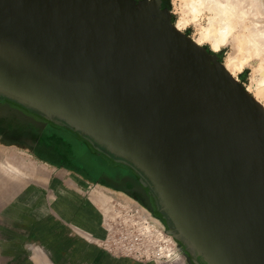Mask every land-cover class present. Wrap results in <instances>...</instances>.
Returning a JSON list of instances; mask_svg holds the SVG:
<instances>
[{"label": "water", "instance_id": "1", "mask_svg": "<svg viewBox=\"0 0 264 264\" xmlns=\"http://www.w3.org/2000/svg\"><path fill=\"white\" fill-rule=\"evenodd\" d=\"M148 187L198 264H264V109L156 0H0V100Z\"/></svg>", "mask_w": 264, "mask_h": 264}, {"label": "crops", "instance_id": "2", "mask_svg": "<svg viewBox=\"0 0 264 264\" xmlns=\"http://www.w3.org/2000/svg\"><path fill=\"white\" fill-rule=\"evenodd\" d=\"M32 155L55 173L34 171L23 184L9 177L15 166L0 173V264H123L102 248L108 225L100 201L68 175L82 174Z\"/></svg>", "mask_w": 264, "mask_h": 264}, {"label": "rangeland", "instance_id": "3", "mask_svg": "<svg viewBox=\"0 0 264 264\" xmlns=\"http://www.w3.org/2000/svg\"><path fill=\"white\" fill-rule=\"evenodd\" d=\"M133 1L136 5H139L144 0ZM156 1L158 2V0ZM185 1L186 0H168V6L163 9L160 8L162 10L167 9L171 15L172 22L176 24L182 12L186 10L184 6ZM210 15L211 12L209 10L205 9L201 11V14H199L195 20H190L188 25L180 31L191 37L194 41H200L201 45L224 65V58L228 52L232 50V45L229 43L226 46H222L219 50H215L212 47L211 40H199L203 30L201 27L203 26L205 28L208 26ZM186 16L188 17L187 12ZM258 67H260L262 71L264 63L258 65L247 63L240 71L236 72L235 76L231 75L237 79L247 91L248 87V92L259 99L264 105V77H260L256 82L254 81V74L258 72ZM0 120L3 122L18 123V125L22 127L27 125L28 127V123L25 122L23 114L16 110V108H9L8 106L1 107ZM41 128L48 129L49 126H42ZM58 131L65 141L64 146L66 149H64L70 151L68 154L72 155V157L74 156L76 165L82 166L91 177L98 176L101 173L113 169V166L118 165L114 162V165L111 164L107 158H103L101 155L97 154L96 151H94L90 145L83 142V140H81L82 142L75 141V139L63 128L58 129ZM24 147H26L24 143H5L0 139V173H8L5 169L7 166L9 167V165H12V167L15 166L18 168V172L15 174L11 173L9 177L19 184H23L25 180H31L34 171H40L43 174L42 178L47 177L50 173H55L52 172L51 166L42 161H36L35 157L32 155L33 152L31 149ZM60 173H65V170L61 169ZM68 175L70 178H74V181L79 185L81 184L85 187L90 197L100 201L108 225V231L105 235L102 248L107 253L114 256V259L119 260L121 258L123 264H189L181 254H179V257L176 259L162 261L150 254H145V251L143 252L144 247L142 243H137L133 238L134 236L131 235L132 232L137 230L138 221H141L142 218H146L151 224H155L156 227L161 228L162 226H160L156 219L149 216V213L132 197L123 192L104 187L97 182H91L84 178L81 179V176H77L72 172L68 173ZM34 177L38 179L40 176L37 175ZM99 194L101 197L98 196ZM131 218L136 222L131 224ZM132 234L134 235V233Z\"/></svg>", "mask_w": 264, "mask_h": 264}, {"label": "bare ground", "instance_id": "4", "mask_svg": "<svg viewBox=\"0 0 264 264\" xmlns=\"http://www.w3.org/2000/svg\"><path fill=\"white\" fill-rule=\"evenodd\" d=\"M184 6L186 10L176 21L175 27L182 30L190 20H195L201 11L209 10L211 15L208 26L201 27L203 30L199 40H211L215 50L229 43L232 45V50L223 62L230 74L235 76L247 63H264V0H186ZM196 42L201 45L200 41ZM257 71L254 74L255 82L264 77V67L262 71L258 67ZM247 89L249 91L248 87ZM254 99L264 109L259 99ZM98 196L101 197L100 194Z\"/></svg>", "mask_w": 264, "mask_h": 264}, {"label": "flooded vegetation", "instance_id": "5", "mask_svg": "<svg viewBox=\"0 0 264 264\" xmlns=\"http://www.w3.org/2000/svg\"><path fill=\"white\" fill-rule=\"evenodd\" d=\"M158 3L162 9L168 6V0H158ZM6 106H8L9 108H16V110L22 113L25 122L28 123V127L27 125L25 127H22L19 126L18 123L16 124L11 122L10 123L3 122L0 120V139L3 140V142L5 143L7 142L20 143L19 141H22V139L26 137L25 135H23L22 133L23 131L32 132L36 130L38 127L48 126L50 123L49 121L28 111L27 109L23 108L20 105H17L6 99L0 100V108ZM8 130L11 131L10 133H12V135L8 133ZM96 153L101 155L103 158H106L101 152L96 151ZM111 164L114 165L113 162H111ZM117 164L118 165L113 166V169L101 173L98 176H94L93 178L97 180V183L103 185L104 187H107L115 191L123 192L128 196L132 197L149 213V216L156 219V221L160 224V226H162L164 230H166L167 223L163 218V216L161 215V213L158 211L156 200L152 195V193L150 192V190L148 189V187L139 178V176L128 166L121 163H117ZM83 171L86 172L85 169ZM87 174L89 175V173ZM81 177L86 179L82 175ZM174 241L180 254L186 261H188L189 264H198L197 261L193 260V258L184 251L183 247L175 239Z\"/></svg>", "mask_w": 264, "mask_h": 264}, {"label": "trees", "instance_id": "6", "mask_svg": "<svg viewBox=\"0 0 264 264\" xmlns=\"http://www.w3.org/2000/svg\"><path fill=\"white\" fill-rule=\"evenodd\" d=\"M48 126L52 129H42L41 127H38L32 132L23 131L22 133L26 137L19 142L24 143L26 147L31 149L33 154L38 159L49 162L50 164L57 167H66L69 170L82 174L87 180L91 182H97L95 178L90 177L86 172H84V169L82 167L77 166L76 163L72 160V155L68 154L70 151L65 150V141L61 133L58 131L60 126L51 122ZM10 132L11 131L8 130V133ZM10 134L12 135V133Z\"/></svg>", "mask_w": 264, "mask_h": 264}, {"label": "built area", "instance_id": "7", "mask_svg": "<svg viewBox=\"0 0 264 264\" xmlns=\"http://www.w3.org/2000/svg\"><path fill=\"white\" fill-rule=\"evenodd\" d=\"M135 222L132 218L130 219L131 224ZM132 233L134 240L137 243H142L145 254H150L162 261H169L179 257L180 252L173 237L163 227L158 228L155 224H151L148 219L142 218L141 221H138L137 230Z\"/></svg>", "mask_w": 264, "mask_h": 264}]
</instances>
